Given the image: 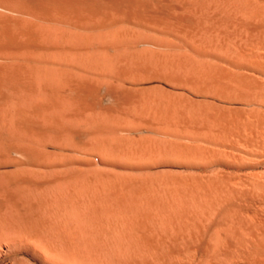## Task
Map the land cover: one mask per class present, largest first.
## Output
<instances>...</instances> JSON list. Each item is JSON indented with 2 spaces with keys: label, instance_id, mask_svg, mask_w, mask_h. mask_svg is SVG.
Returning <instances> with one entry per match:
<instances>
[{
  "label": "bare ground",
  "instance_id": "obj_1",
  "mask_svg": "<svg viewBox=\"0 0 264 264\" xmlns=\"http://www.w3.org/2000/svg\"><path fill=\"white\" fill-rule=\"evenodd\" d=\"M100 1L101 0H0V168H1L0 169V264H137V263L140 264L141 262H143L144 264H154L156 260H160L163 258V254H164L163 251H164V249H167L168 246L170 245V244H168L170 241V238L172 236H174V238H175V236H177L178 234L184 233V230L182 231L183 227L185 226L184 229L186 230V226L189 223H191L188 220H193L192 222H194L195 220H196V222L199 221L197 212H195V211H194V213L191 212V215L193 214L191 216L190 214L186 213V209H185V211H183V208H185L184 204H186V203L184 202V200H179V199H183L182 196H184V194H188V188H186L187 185L183 183L184 185H186V187H183V188L187 189V193H184L183 195L180 194L181 196H178L180 198L177 199L178 197L176 194H178L179 192L181 193L182 191L186 192V191H184V189L182 187L181 188L177 187L178 189L179 188L182 189V191L179 190V192H177L176 187H174V184L179 182V181H177V182L175 181V180H177V178H175V180H172V182H175V183L173 185H170V186H169V184H171L172 182L171 183L169 182L168 185L162 186V185H160L159 182H157L153 178H152L153 183H152V181L148 182L150 180V178L152 177L151 175L153 174V172L151 173V170H150V173L148 171H146V174H145L146 176L145 175L141 176V174H142L141 172L143 171V173H144L145 172L144 170H146V169H144L145 167H143L142 168L143 170L140 169L141 171L139 172L141 174L140 175H139V173L137 174L138 176L135 175L136 172H134L133 169H130V170H133L132 174H130V173L128 174V172H131L130 170L127 171L126 172V174H128L127 176L129 177V175H130V177H129L130 180L128 179V177H127V179H128L127 180L124 178L126 175H124L122 173L125 171L120 172V170L122 168H120V170H116L115 169L116 167H114L112 165V163H114V162L117 163L118 160L121 161L120 159L116 160L115 154L118 157V155H120V153L118 154L116 152H119V151L121 152V150H122V149L118 150V148H121V147H119V144L120 143L125 144V143H123L125 141H122L121 136H118L119 132H117L118 129L121 131V129L122 128L125 129V127L123 126L120 129V127L116 128L115 126L121 125L122 122L119 121L121 119L120 116H122V114H124V113H127L126 111H128L130 114V111L127 109H126V111H124V109L127 107H125L123 109V111H121L122 108H120V109L118 108L120 111L118 109H116V110H118L116 112H119L120 114L122 112H124V113H122L121 115L116 113L112 117H110V116L113 115V113H115V111L114 112L111 111L112 113L110 115H108V112L106 114H102L103 111H105V112L109 111V110H107L108 108L102 109V111H101L102 115L101 114L97 115V113L96 114L91 113V112L94 113L93 108L98 107V104L94 101V99H95L94 98L93 102H91V105H95V104L96 105L92 106V107L90 105H87L86 103H90L91 98H86V100H89V102H85L84 101V95H87V97H90L91 94L89 93V91L91 92L94 90H98L99 84L97 85V82L103 76L102 70L98 69V67H100L102 65L101 63H100L101 65H99V62L97 64L96 69L101 70V71H99V73L97 75L98 77L100 76L99 75L100 72H102V76L99 77L100 79L97 76H94L95 74H97V70L95 72H93L95 74L91 73V69H92V67H94L93 62L96 61L95 59H97L96 56L95 57L90 56L92 58L91 60H93V62H92L93 66L92 67H90V65H91V63L89 62L90 59L88 60V62L90 64L89 65L90 69H87L88 63L86 65L87 67L83 66V64L86 62H81L82 65L77 64L78 65L77 68L80 67V69H77V68L76 69L81 71L79 78L78 77L76 78L74 76V74L77 75V72H74V74H72L70 77V76H66V73L65 74L63 73L65 71L59 69L60 68L59 66L61 63L67 64V65L71 63L69 66H71V65L74 66L76 64L75 62L79 61V59L77 60L78 56L80 57L83 52L88 53V55H91L92 52L89 53V50L91 49V47L96 48L97 50H95V51L97 53L100 52L98 57L103 55L104 53L105 54L103 56H107L108 52L106 51L107 52V55H106L105 50H104V53L102 52L103 49L107 50L109 45H114L115 43L113 44V41L114 40L116 41V39H118V41H116V42H119V38H117V36L115 35V32H113L114 35L110 34L111 32L107 30V26H104V23H105V21L103 19L104 16H102L101 13H103V12L107 13V12L104 11L103 9H102L103 11H100L99 10L100 8L99 9L96 8L97 7L96 5ZM112 1L113 0L108 1V2L112 3V4L110 3L111 5L108 2H105V4L106 5L109 4L111 6V11L113 13L116 10L118 12V9L119 10L121 9L120 8L121 5L118 4L119 2L116 0H114V2H112ZM115 1H116V3H115ZM129 1H130V3H132V6H133L134 5L133 0H129ZM137 2H139V1L137 0ZM115 4H117L118 7H115L114 6ZM183 4H184V6H186L190 10H192V12L193 11L200 12L201 19H205V20L208 19V20H211L212 23L214 22V23L218 24L217 27H221L223 25L234 26V28L233 27L232 28H233V30L234 29L238 30L236 34L239 36L243 37V36L254 35L257 37L258 36L264 37V0H183ZM109 5H107V7L106 6L105 7L110 8ZM112 7H114V8H112ZM127 7L130 8L129 3L125 4L124 9H121L123 11V13H124V10L125 11L127 10ZM156 8H157V6H156ZM107 11H109V9ZM185 12H188V11H185ZM178 13H181V12L178 11ZM178 13H176V14H178ZM125 16H126V14H125ZM196 16H198V15H196ZM113 18H115V17H113ZM178 18H179V16H178ZM48 22L54 23L55 25L49 24ZM56 23H58V25H59L58 27H57ZM148 23H150V22H148ZM219 24L221 26H219ZM60 25H62V27H60ZM63 25H64V27H63ZM157 25H159V24H157ZM181 25L184 26V24H181ZM205 25H207V24H205ZM102 26L105 27L106 29L103 28ZM207 26H209V25H207ZM169 27H170V25H169ZM80 28L86 29V31H87V29L89 31H91V30L94 31V29H97V31L96 30L94 31V32H96V34H94V35H91V33L92 34L94 33L92 31L89 33L90 35H88V34H85V33L83 34L82 32H79V31H82V29L79 30ZM104 29H105V31H104ZM125 29H127V28H125ZM151 29H153V28H151ZM176 30H178V29H176ZM116 31H119V29ZM198 31L199 30H197L196 33H198ZM84 32H85V30H84ZM108 32H110V33H108ZM119 32H122V30ZM138 32L140 33V31H138ZM187 32H190V31L187 30ZM217 33H219V32H217ZM116 34H117V32H116ZM119 35H120V33H119ZM205 35H206V33H205ZM114 36H116V39L115 38L113 39ZM217 36H219V35H217ZM191 37H193V35ZM200 37H202V36L200 35ZM225 39H226V37H225ZM255 40H256V38H255ZM206 41H208V40H206ZM237 41H236V44H237ZM127 42H129V41H127ZM131 42H133V40ZM121 44L123 45V43H121ZM127 44L128 43H126V46H127ZM198 44H200V43H198ZM198 44L197 43L195 44L196 47ZM106 45H107V47L105 48ZM195 45H193V47ZM130 47H132V46L130 45ZM253 47H254V45H253ZM56 48H60L57 50L62 51V53L59 51L58 54H55L57 52ZM198 48H199V46H198ZM230 48H229V50H230ZM93 49L91 51H93ZM249 49H251V47ZM115 50H116V48H115ZM108 51H109V49H108ZM218 51H219V48H218ZM120 52H122V51H120ZM120 52L118 54L122 55V58H120L122 60L126 56H130L129 53L127 54L124 51L122 53H120ZM124 53H125V56H124ZM59 55H60V57H59ZM109 55H110L109 57H111V61H108L109 63L106 62V59H105L106 57H104V59H102L105 61V63H107L106 64L107 66L110 65L113 61L112 60V54H109ZM121 55L119 57H121ZM166 55H167V53H166ZM67 56L72 57L74 59V62L72 59H71L72 62L70 61V63L68 61H64V59H66V60L68 59V58H66ZM132 56H135V55H132ZM58 57L63 62L60 61L58 59ZM62 57L63 58L65 57V58L63 59ZM85 57H86V59L89 58V57H87V54L84 55V58ZM109 57L107 58V60H110ZM180 57H179V60H180ZM113 58H115V56H113ZM128 58L126 57L125 62L122 63V64H124V66H125V64L128 63L127 62L128 60L130 61V59H128ZM137 58H139V57L136 56L135 58L131 59V62H130V64H132L131 70H133V68H135L134 66L138 64L135 61L136 64L133 65L134 62H132V60H136ZM165 59H167V57ZM171 59L173 60V58H171ZM102 60H101V62H102ZM159 61H160V59H159ZM183 61H184V59H183ZM114 62H115L114 63L115 65L111 64L110 65L111 67L108 66V68L110 67V69H113L115 67L114 70L116 69V71H117V69H118L120 71L119 68H121L123 65L119 63L120 66L117 67L116 62L118 63V61L116 60ZM187 62H188V59H187ZM174 63H175V61H174ZM174 63H173V66L175 65ZM127 65H126V68L128 66L131 67V65H128V66ZM63 66H66V65H63ZM69 66L68 67L66 66V68H69ZM112 66H113V68H112ZM66 68H64V69L66 70ZM71 68H72V66H71ZM191 68H192V66L189 67V70H191ZM206 68H207V66H206ZM102 69H104V67ZM121 69H123V67ZM127 69L129 70V68H127ZM60 70L62 71V74H64L65 76L60 74L61 73ZM68 70L69 69L66 70L67 73L69 72ZM82 70H83V72L86 71V73H88L87 70H89L90 75L93 74V76H92L93 80L95 78L99 79L96 82V84H94V86L96 85L98 89H96V87H94L93 88L94 90H92L90 86H89L90 89L88 88L87 84L90 83V80H91V84H92V78L89 79V76H90L89 74H88V76H86V73H85V75H83ZM106 70L107 69H105V71ZM125 70L123 72H125ZM199 70H200V68H199ZM58 71H60V72H58ZM73 71H75V70H73ZM177 71H178V69H177ZM71 73H73V72H71ZM115 73H116V76L118 74H120L119 72H118V74H117V72H115ZM127 73L125 72L122 75H125V74L127 75ZM133 73H134V75H136V73H139V72L137 71V72H133ZM213 73H215V72H213ZM104 75H106V72L104 73ZM107 75L110 76L111 74L108 73ZM122 75H118V76H122ZM116 76H114V73H112L113 78H117ZM72 77H73V79H76L78 81L76 82V81L72 80ZM108 77L104 76V78H106V79ZM112 77H111V79L108 78V80H110L111 82L113 81ZM123 78H125V77H123ZM87 79L89 80V83L86 82ZM73 81L76 83L74 84ZM71 82L73 83V85H72L73 87L70 85ZM93 82H95V81H93ZM111 82H108V83L107 82H101V84L104 83V85H105V83H107V87H109L110 86L109 83H111ZM66 84L68 85V87L70 86L73 88L72 89L70 87L69 88L67 87L69 89V91H70V89L76 90L78 97L75 94L74 95L77 98L73 97L74 95L71 96L72 94H70V96H69L68 95L69 92L66 94L65 92H67V91H65L64 94L62 93L60 88L62 85H64V86H62L64 89V87H66ZM120 84L121 83H119V86L121 87ZM91 86L93 87V84ZM115 86H117V84ZM123 88H124V85H123ZM111 89L113 90L114 87H112ZM112 90H109V91H112ZM121 90H123V89H121ZM121 90L119 91V94L122 93ZM87 91H88V93L86 94ZM125 92H124V94L129 93V96H127L128 94L126 95L127 97L124 95L128 99L125 98V100H123V101L125 102L127 100L125 103H128L129 99L131 97L132 98L135 97V94H133V93L131 94L130 93L131 91L129 89L127 90L126 93ZM70 93H72V91ZM74 93H75V91H74ZM96 93L98 94L97 91H95L94 94L96 95ZM88 94H90V95H88ZM95 95H94V97H95ZM122 96H121V98H122ZM124 96H123V98H124ZM136 98H138V97H136ZM136 98H133V99H135V102H139V99L136 100ZM133 99L129 103H134ZM148 99L143 98V101L146 100L145 101V103H146L148 101ZM155 99H153V100L155 101ZM151 100L149 102H151ZM140 101H141V104H140L141 110L137 111V109H139L138 108L139 103H138V106H137V104L134 106L135 108L137 106L136 110L133 107L134 112H132L131 115H133V114L137 115V112H139V115H140L142 113V111L144 110L143 107L145 108L146 107L145 105H147V104H148L147 105L148 108L151 106L150 107V110L152 109L151 113L154 112L153 111L154 105L156 106L155 109L161 108V105H162V104L160 105L161 101L160 102L157 101V102H159L158 103L159 105L157 104V102H155V104H152V103H154V102H152V103H150L151 104L150 106H149V102L147 104H144L142 99ZM94 102H95V104H94ZM142 102H143V104H142ZM170 104H169V106H171ZM133 105L134 104H132V106ZM164 105L165 106H163V107L164 108L166 107V110H167L169 106L166 104H164ZM87 106H88V108H87ZM130 106H131V104H130ZM130 106L128 105V109ZM90 107L92 108L93 111L90 110L91 109ZM101 107H102V105H101ZM163 107L161 109H163ZM171 107H169V111H171V109H173ZM148 108H146V112L148 111L147 110ZM86 109H89L90 113L92 115H90V116L84 115L83 112ZM161 109H159V110H161ZM150 110H149V112H150ZM156 110H158V109H156ZM156 110H155V112H156ZM177 110H178L177 108H174L175 112L172 111V115L174 114V116H172V117L170 116L171 118H173V117L175 118V115L178 116L177 119H175V121H173V122H175L174 124H176V120H181L180 119V117L182 116L181 114L184 112V111L183 112L181 111V114H178V112H180L181 109L178 110V112H177ZM131 111H133V110H131ZM135 111H136V113H135ZM163 111H161L162 114L160 112V118H159V115L158 116L156 115L158 112L155 113V117L158 118V120L160 119L162 122L164 120L161 119V118H163V117H161V115L164 116V118H165L167 115L169 116V114H170V112L167 113V111H164V112ZM97 112L100 113V109H98ZM90 113L87 112V115H89ZM82 114L84 115V117L86 116L85 120L87 121V122L84 121L86 123L83 124V127H84V125L86 126L87 123L89 126H87L85 128H83V127H80V128L81 129L83 128V130L84 129L87 130L86 128H88V127L91 128L90 130H88V133L91 132L93 134V136L91 137L92 139L94 137H95L94 140L97 139L98 144H96V146L94 145L95 143H97L96 140L93 141V140H91V138H89L91 135L87 136L88 137L87 140L91 141L89 143V142H87L86 139L83 140L84 138L81 139V137L79 136L80 135L79 132H81L82 133L81 136L84 137L83 136L84 133L82 132L83 130H81L79 128L80 131H77L76 129H74L71 126V124L74 121L77 123V125H79L78 122H80L81 119H83V117H81ZM117 114H118V117L120 119L118 117L116 118ZM129 114L128 113L125 114L126 117H127V115L129 117ZM163 114H166V115H163ZM93 115H95V117L102 116L101 118L99 117L101 119L100 122L98 119L96 122V119ZM153 115H154V113H153ZM103 116H104V118H103ZM93 117H94V119H93ZM106 117L108 119L105 120ZM170 117H169V119H170ZM90 118H92L91 120L93 121V123L90 121ZM115 118L117 120H115ZM133 118H129V119L131 121H133V123H134L136 120H133ZM109 119L112 121V123H114V122L116 123L118 121V123L116 125L113 124V126L115 128L113 127L112 133H111L112 135L109 136V138H111L113 136L112 138L116 139V137L118 136L117 139L120 138V140H121V141L119 140L120 141L119 144L114 139L116 144L113 145L114 140L112 139L110 142V145H109V143L107 142L109 140H106V139H108L107 138L108 135L106 137V133H108L107 131L111 130V128H112V127L109 128V126L112 125L111 122L109 123V121H110ZM169 119L166 118V120L170 121ZM103 120H105V121H103ZM107 120H109V121H107ZM122 120L125 121L124 117ZM140 120H138V121H140ZM153 120H154V118H153ZM106 121L108 123H105ZM138 121H137V123H139ZM161 121H160V123H161ZM168 121H166V125H168V127L166 126V128H169V125L172 124V123L171 124L167 123ZM102 122H104V123L102 124ZM125 122H127V121H125ZM155 122H156V120H155ZM222 122H223V120H222ZM257 122H258V120H257ZM147 123H149V122H147ZM163 123H165V122H163ZM181 123H179V121H178L177 126H178V124H181ZM107 124H109V126ZM122 125H123V123H122ZM129 125L131 126L132 124H129ZM107 126L109 129L106 128ZM130 126L127 127V129H129ZM77 127L78 126H76V128ZM153 127L155 128V126H153ZM159 127L160 126L157 127L158 130L163 129V128L159 129ZM180 127H181V125H180ZM193 128H195V127H193ZM247 128H248V126H247ZM137 129H138V127H137ZM177 129H179V128H177ZM74 130L79 135L74 133L75 132ZM114 130H116V132ZM125 131H127V130H125ZM165 131H167V129H165ZM189 131H191V130H189ZM85 132H86L85 134L87 135V131H85ZM109 132H111V131H109ZM113 132L118 133V134L114 135ZM127 132H129V131H127ZM163 132H162V134H163ZM73 134H76L77 138L80 137V138H78L77 142H75V143L81 142V140H82V141H86V144L88 146V144H91L93 141V143L91 144L92 146H89L88 148H86V146L83 145V146H85V148H83V146H81V149H80L79 144L76 145L75 143H73L74 141H76V138H74L75 135H73ZM104 134H105V136H104ZM67 135H68V138H69V135L72 136V138L74 140L73 139L71 140V138H69L71 140L70 142H69V140H65V138H67ZM86 135H85V137H86ZM103 136L106 139L103 138ZM148 137H149V135L146 138H148ZM122 138H123V136H122ZM124 138H125V136H124ZM134 138H135V136H134ZM134 138H132V140H134ZM142 138L143 137L141 136V139ZM146 138H145V140H148L151 137H149L148 139H146ZM156 138H158V136ZM62 139H63V141L65 140L66 143L69 142L68 145L67 144L65 145L64 143H63L64 144L63 145L61 143ZM60 140H61V142H60ZM132 140H131V142H133ZM149 140H151V139H149ZM59 143H61V146L63 145L64 148H70L71 149V148L75 147L74 150L76 149L79 152H80V150L83 152L84 149L85 150L87 149V151H88L87 153H96V154H94L95 157L90 158L91 156L89 157L88 155H87V157H86V155L85 156L81 155V154L79 155L78 152H77L78 154L76 155V153H74L75 152L74 151L73 153L71 152L74 156L73 155L71 156V153L69 154V152H67L72 157V159H70L71 157H67L68 155L66 154V151L62 152V151L50 149V146H53L54 148H58ZM70 143H73V145H71ZM111 143H112L113 147L116 146L115 147L116 149L111 146ZM127 143H129V142H127ZM138 143H140V142H138ZM81 144H82V142H81ZM83 144H84V142H83ZM149 144L151 146V143H148L146 145L149 147ZM157 144L160 145L159 142ZM131 145H133V143H131ZM67 146H70V147H67ZM76 146L78 148H76ZM93 146L95 148H98L97 151L95 150V148ZM160 146H158V147H160ZM108 147L113 148V150L109 148L110 152L112 150V152H115V153L111 152L112 153L111 154L109 152V149H107ZM129 147L130 146L128 145L127 149L130 153ZM142 147H144V146L142 145ZM92 148H94V150ZM104 150H105V153H107L106 151H108L109 154H107V155H109V156L114 155L112 157V159L115 158L114 161L112 159H110L111 157L108 158V156L105 153L103 155L102 152H104ZM123 150H124V148H123ZM138 150H140V149H138ZM138 150L135 149L136 152H138ZM155 150H157V149L154 148L153 151H155ZM94 151H96V152H94ZM99 151L102 155L99 154ZM135 151H133V152H135ZM141 151H143V150H141ZM150 151H151V149H150ZM136 152H135V154H136ZM145 152H143V153L140 152L138 154V157H140V160H144V156L146 155ZM148 152H149V150H148ZM165 152H166V150H165ZM85 153H86V151H85ZM123 153L124 154H121V158H122V155H125V152H123ZM141 153L143 154V157H141L142 156ZM127 154H128V152H127ZM105 155L107 157H104ZM153 155H154V153H152V157H153ZM156 155H158V154L156 153ZM126 156H128V158H126ZM126 156H124L125 159H124V161L120 162V164H122L123 162H126V159L128 162L130 160V162H129L130 164L125 163V164H128L127 166L129 168H131L132 165H134V164L135 165L133 167L136 166L138 168L140 166V164L142 166L143 165L142 163L144 161L146 162L147 158L150 159V157H151L149 155L150 157L148 156L147 158H145V160L143 162H141L139 164V162H137L138 157L135 156L134 153H131V157L134 156V158L132 157L134 160L136 158L135 162H134V160H132L129 157L130 154L126 155ZM159 156H160V154H159ZM118 158H120V157H118ZM151 159H150V161H151ZM136 162H137V165H136ZM147 162H149V161H147ZM150 163H151L150 166L152 164H154L152 162H150ZM117 164H119V163H117ZM144 165H145V163H144ZM147 165H149V163H147ZM122 166H124V165H122ZM122 166H120V167H122ZM117 168H118V166H117ZM115 170L118 171L117 172L118 174H115L116 176L113 175L114 176L113 177L111 173L113 172V174H114ZM124 170H128V169H124ZM147 170H149V169H147ZM109 172H111L110 173L111 176H110ZM119 172L123 175H120ZM133 172H134V175L136 176L135 180L133 179V177L131 179ZM147 173H149L150 176L147 175ZM107 174H109V175H107ZM118 175H119V178H118ZM168 175H166V176H168ZM171 175H172V173L169 176H171ZM121 176H123V178ZM142 177H144L143 181L140 179L141 182H139V180H138V182H136L137 179L142 178ZM145 177H146V179H145ZM147 177L149 179H147ZM154 177H156V176H154ZM172 177H171V179H172ZM178 178H179V176H178ZM163 179L165 180V178H163ZM131 180H133V181H131ZM164 180H161L160 182L166 184L165 182H162ZM209 180H210V178H209ZM155 181L158 183L159 186L156 185L157 183ZM169 181H170V179H169ZM184 181H186V180L184 179ZM166 182H168V178H167ZM189 182H188V184H189ZM197 183L198 182H196L194 184H197ZM164 186L167 189L168 188L171 189V186H172V188L176 189V191L174 189H172L175 191V197H172L171 198L172 200L168 197L169 196L168 193L170 192V195H174V192L172 193L171 192L172 190H169V189H168V191H166ZM213 186H214V184H213ZM239 186H241V185H239ZM197 187H198V185H197ZM221 188H223V187H221ZM239 188L241 189V187H239ZM213 189H216L215 186L213 187ZM245 190H247V189L245 188ZM201 191L202 190L197 191V192H200V194H201ZM205 192H206V190H205ZM219 192H221V191H219ZM212 194H211V196H212ZM219 195H220V193H219ZM204 196H206V195H204ZM187 197H188V195H187ZM215 198H217V196ZM192 200H193V198H192ZM211 200H213V199H211ZM196 202H197V200H196ZM208 203H211V202H208ZM194 204H195V202H194ZM199 204H195V206L197 207V205H199ZM203 205L205 206V204H203ZM206 205H208V204L206 203ZM209 205L207 206V208L209 207ZM207 208L205 209V211L207 210ZM193 209H194V207H193ZM196 210H198V209H196ZM184 219H186V225H184L185 224ZM212 221H210V223H212ZM234 221H236V220H234ZM251 221L248 222V226H249V224H251L250 223ZM187 222H189V223L187 224ZM255 222H257V221H254L253 223H255ZM193 224H195V222ZM233 225H235V223ZM233 225L231 224V226H233ZM181 227H182V229H181ZM196 227H197V225H196ZM225 228H227V227L221 228V230L225 229ZM244 228L245 227L243 226L242 229H244ZM242 229H240V231ZM189 230H190L189 232L192 233L191 229H189ZM192 230H193V228H192ZM201 230H202V228H201ZM253 230H251V232ZM199 231H200V229H199ZM204 231H205V228H204ZM218 231H219V228H218ZM189 232H188V234H189ZM228 232H229V230H228ZM234 232L235 231H233V233ZM251 232H249V234H251ZM261 232H262V230H261ZM191 233H190V235H192ZM200 233H201V231H200ZM172 234H174V235H172ZM202 234H203V231H202ZM218 235L220 236V234H218ZM196 236H199V235H196ZM258 237H259V235H258ZM188 238L190 239V237H188ZM220 238H221V236H220ZM228 239H229V237H228ZM261 239H264V237L263 238L261 237ZM198 240H199V238H198ZM203 240H204V238H203ZM254 240H255V238H254ZM216 241L217 240H214V243ZM229 241H230V239H229ZM229 241H228V244H229ZM237 241H238V239H237ZM246 241H248V240H246ZM171 242H172V240H171ZM185 242L186 241L184 240V243ZM219 242H221V239ZM195 243L198 244V242H195ZM235 243H237V242H235ZM216 244H215V246H220V245H216ZM250 244H251V242H250ZM255 244H257V243H255ZM255 244H253V245H255ZM186 245H187V243H186ZM190 245H191V243H190ZM224 245H223V247H224ZM243 245H245V244L243 243ZM261 246H263V245H260V247ZM198 247L200 248V246H198ZM227 247H228V245H227ZM249 247H250V245H249ZM260 247H259V251L257 249L258 253H261ZM185 248H186V246H185ZM185 248H184V251H185ZM216 248H218V247H216ZM243 249H245V247ZM218 250H220V249H218ZM218 250L213 249V253H214V251L216 252ZM166 251L167 250H165V253H166ZM235 251H237V250H235ZM244 251L246 252L247 250H244ZM224 252H222V253H224ZM249 252H250V249H249ZM240 253H241V251H240ZM202 254L200 256H202ZM187 255H189V254H187ZM220 255H223V254H220ZM234 255H235V253H234ZM253 257H254V255H253ZM175 258H176V256H175ZM193 258H195V257H193ZM261 258L264 259V257H261ZM210 259H212V257ZM215 259H217V258H215ZM164 260H166L165 257H164ZM176 260H177V258H176ZM178 260H180V259H178ZM239 260H241L240 257H239ZM182 261H183V259H182ZM185 261H186V259L184 260V262ZM207 261H208V259H207ZM218 261H220V260H218ZM157 263H158V261H157ZM160 263H162V262L160 261ZM164 263H165V261H164ZM169 263H170V261H169ZM188 263H189V260H188ZM204 263H206V262L204 261ZM221 263H223V259H222ZM208 264H210V263H208ZM217 264H219V263L217 262ZM228 264H230V263H228Z\"/></svg>",
  "mask_w": 264,
  "mask_h": 264
},
{
  "label": "rangeland",
  "instance_id": "obj_2",
  "mask_svg": "<svg viewBox=\"0 0 264 264\" xmlns=\"http://www.w3.org/2000/svg\"><path fill=\"white\" fill-rule=\"evenodd\" d=\"M101 1L96 5L97 6L96 8H98V9L100 8L99 9L100 11L104 10L107 12V13L103 12L104 14L101 13V15L104 16V18L101 16L105 21L104 26H107V30L111 32V33L110 32H108V33L114 35L113 32H115V35L117 36V38H119V42H116V41H118V39H116V36H114L113 39L115 38L116 41L114 40L115 42L113 41V44L114 43L115 44L109 45L107 50L103 49V51H102L103 53H104V50H105V52L107 51L108 52V55L106 52L107 56H103L105 54L104 53L103 55L98 57L100 52L97 53L95 51L97 49L94 47H93L94 48L93 49L91 47V49L89 50V53L92 52L93 54L91 53V55H88V53L83 52L81 54V56L80 57L78 56V58H77V60L79 59V61H76L75 62L76 64L74 66L71 65L72 68L69 65L71 64L70 63L71 59L73 60V62H74V59L70 56L66 57V58H68L67 60L64 59L65 57L64 58L62 57L64 59V61H68L70 64L67 65V64L61 63L60 66L59 65L58 66L60 67L59 69L65 71L63 73L64 74L66 73V76L71 77V75L74 74V72H77V75L74 74V76L76 78L77 77L79 78L81 71L77 70V69H80V67L77 68L78 67L77 64L82 65L81 62H86L83 64V66H86L88 63L87 69H90L89 68V65H90L89 62L91 63L90 67L93 66L92 65L93 60H91L92 58L90 56H93V57L96 56L97 59L94 58L96 61L93 62L94 67H92L91 73H93L97 70L96 68H97V64L99 62V65H101V64L102 65L100 67H98V69H101L103 72V76H102V72H100V74H99L100 75L99 77L102 76L101 79L97 76L99 71H101V70H97V74L93 73V74H95L94 76H97L100 80L98 78H95L96 80L95 79L93 80V77H92L93 74L90 75L89 70H87L88 73H86V71L83 72V70H82L83 75H85V73H86V76H88V74L90 75L89 79L92 78L93 87L91 86L92 85L91 80H90V83H89L88 79L86 81L87 83H89V84H87L88 88H89V86L91 87L92 90H94L93 89L94 87H96V89L99 88L98 90L91 91L93 94L88 90L89 93L91 94V95L88 94V95H90V97H87V95H84V101L85 102H89V100H86V98H91L90 103H86L87 105H90L92 107V106L96 105L95 102L98 104V107L93 108L94 113L93 112H91V113L92 114L97 113V115H98V114H101L102 109L108 108L107 110H109V111H106V112L103 111L102 114H106L108 112V115H110L112 112L115 111V113H113V115L110 116V117H112L116 113L120 114L119 112H116L120 108H122L121 111H123V109L125 107H127L124 109V111H126V109L130 111V114L128 111H126L129 114V117L127 115L128 118L125 115L127 113H124V112H122L124 114L121 113L122 116L124 117L125 121H127V122L122 120L123 119L122 116H120V118H121L120 119L118 117V114H117V116L115 115L116 118L118 117L120 119V120L119 119L118 120L123 123V125L121 123V125H118L115 127L116 128L120 127V129H121L124 126L125 129L122 128L121 131L118 129L117 132H119V134L114 133V132H113V134L114 135L118 134V136H121V139H122V141H125V142H123L125 144H122V143H120L121 145L119 144V142L121 140H120V138L117 139L118 136L116 137V139L112 138L113 136L111 138H109V136L112 135L111 133H112V129L114 127L113 124L116 125L118 123V121L116 123L114 122L115 120H117L116 118L113 121L114 123H112V121L110 119H109L110 121L107 120V121H109V123L110 122L112 123V125L110 124L111 126H109V124H107L109 126V128H111V127L112 128H111V130H109L111 132L107 131L109 134L106 133V137L108 135V137H107L108 139H106L104 137L105 134H104L103 138H105L106 140H109V141H107L109 143V145H110V142L112 139L113 140L115 139L118 142L119 147H121V148H118V147L117 148H118V150H121V149L122 150H121V152L120 151L116 152L118 154L120 153V155H118V157H120V158H118L116 156V154H115V158H116V160L117 159L121 160V161H119V160L117 161V163H119V164H120V162L124 161V159H125L124 156L130 154L129 157L132 160H134L133 159L134 156H132L133 157L132 158L131 153H134V155L138 157V154L140 152L143 153L147 149L149 150V152H148V150L146 151L147 153L145 152L146 155L144 154L145 155L144 160L149 155L151 156V157L149 156L150 159L151 158L152 159L150 161V159L147 158L146 162L149 161V162H147V163H149V165H147V163L144 160H140V157H138L137 162H139V164L144 161L142 163L143 165L141 166V164H140V166L138 168L136 166L133 167L135 164L132 165V167L129 165L131 167V168H129L127 165L130 164L129 163L130 160L128 162L127 159H126V162H123L120 165L117 164L116 162L112 163V165L114 167H116L115 168L116 170H120V168H122L123 170L121 169L120 172L125 171V172H122L124 175H126L124 177L125 179H127V177H128L127 175L129 173L132 174L133 170H134V172H136L135 175L138 176L137 174L141 171L140 169L145 167L144 168V169H146V170H144L145 172L143 173V171H142L141 172L142 174L139 173V175L141 174V176L142 175L144 176L146 174V171H148L150 173V170H151V173L153 172V174L151 175L152 176L151 178L149 177L150 174L147 173V175H149L148 177L150 178V180L148 182L152 181V178H153L154 180L159 182L160 185L163 186V185H168L169 182L171 183L172 180H175V178H177V180H175V181L176 182L179 181L178 183L174 184L175 182H172L171 184H169V186L174 184V187H176L177 192H179V190L182 191V189H180V188L186 187V185H187L186 188H188V194H184V193H187V189L183 188L184 191H186V192L182 191L181 193L180 192L178 193L179 195L178 194H176V195L178 197V196H181L180 194H182V195L184 194L185 197L182 196L183 199H179L180 197H178V198L176 197V198L179 200H184V202L186 203V204H184L185 208H183V211H185V209H186V213H188L190 215H191V212L194 213V211L198 213L197 215H198L199 221H197L198 223L196 222V220L194 221L195 224L197 223L196 224L197 227L195 224H193L194 223V222H192L193 220H188L191 223L187 222V224L189 223L188 224L189 226L188 225L186 226V230L184 229L185 226L183 227V229L181 227L182 231L184 230V233L178 234L177 235L178 237L175 236V238H174V236H172L170 238V241L168 243L170 245L168 246L167 249H164V251H163L165 255L163 254V258L160 260H156L154 264H162V263L163 264H170V263L171 264H181V263L182 264H199V263L203 264L204 261L206 263L208 262L210 264H217V262L219 264H228V263H230V264H233V263L234 264H238V263L239 264H264V259L261 258V257H264V251H263L264 250L263 249L264 248V239H261V237L262 238L264 237V134H263L264 133V121H263L264 120V37H261V36L257 37L254 35L243 36V37L239 36L236 34L238 30L237 29L233 30L234 26H231V25L230 26H226V25L221 26L219 24V26H221V27H217L218 24H216L214 22L212 23L211 20L201 19L200 12H197V11L192 12V10H190L189 8L184 6L183 0H181V1L179 0L180 2L178 0H138L139 2H137V0H135V1L133 0V3H134L133 6L129 0H116L119 2L118 4L121 5V7H120L121 9H124L125 4H128V3H129L130 8L127 7V10L126 11L124 10V13L121 9H120L121 11L118 9V12H117V10L116 11L114 10L116 12V13L114 12L115 14L111 11L110 5L112 3L108 2L109 0L108 1L107 0H101ZM116 1H115V3H116ZM105 2H108L109 4L111 3L110 5L107 4L110 6V8L109 7L106 8L107 5L105 4ZM112 2H114V0ZM155 5L157 6V8ZM114 6L118 7L117 4H115ZM112 8H114V7H112ZM106 9L107 10L109 9V11H107ZM184 10L188 11V12H185ZM178 11H180L181 13H178ZM176 13H178V14H176ZM125 14H126V16H125ZM196 15H198V16H196ZM178 16H179V18H178ZM113 17H115V18H113ZM148 22H150V23H148ZM48 23L54 24V23H50V22H48ZM56 24L58 27L59 26L58 23H56ZM157 24H159V25H157ZM181 24H184V26ZM205 24H207L209 26H207ZM169 25H170V27H169ZM60 27H62V25H60ZM63 27H64V25H63ZM103 28H105V27H103ZM125 28H127V29H125ZM151 28H153V29H151ZM81 29L82 28H80L79 30H81ZM105 29H104V31H105ZM118 29H119V31L122 30V32L116 31ZM176 29H178V30H176ZM196 29L199 30L198 33H196L197 32ZM84 30H85V32H84ZM95 30L97 31V29H94V31ZM187 30L190 32H187ZM88 31H89L88 29H87V31H86V29H82V31H79V32H82L83 34L85 33L88 35H90L89 33L91 31L94 32L93 30H91L89 32ZM138 31H140V33ZM116 32H117V34H116ZM217 32H219V33H217ZM119 33L121 36L119 35ZM205 33H206V35H205ZM94 34H96V32H94L93 34L91 33V35H94ZM192 35H193V37H191ZM200 35L202 37H200ZM217 35H219V36H217ZM225 37H226V39H225ZM255 38H256V40H255ZM194 39L195 40L197 39V40L195 41ZM132 40H133V42H131ZM206 40H208V41H206ZM127 41H129V42H127ZM236 41H237V44H236ZM193 42L195 44L196 43L197 44L200 43V44H198L196 47V45ZM121 43H123V45ZM126 43H128L127 46H126ZM130 45L132 47H130ZM193 45H195V46L193 47ZM253 45H254V47H253ZM198 46H199V48H198ZM106 47H107V45L105 46V48ZM250 47H251V49H249ZM115 48H116V50H115ZM218 48H219V51H218ZM229 48H230V50H229ZM57 49H60V48H56L57 52L55 54H58V52L60 51ZM92 49L94 52L91 51ZM108 49H109V51H108ZM120 51H122V52L124 51L127 54L128 53L130 54V56H126L127 58L129 57L128 59H130V61L128 59H127L128 61L127 60L126 61L128 62L127 63L128 65H131V67L128 66L127 64H125V66H124V64H122L125 62L126 57L123 60L120 59V58H122V55L120 54L121 57H119L120 55L118 54ZM60 52L62 53V51H60ZM122 52H120V53H122ZM166 53H167V55H166ZM86 54H87V57H89L87 59H86V57L84 58V55H86ZM109 54H112V60H113L112 63L111 62L110 63L113 65L115 63L114 61L117 60L118 61V63L116 62L117 67L120 66V64H122L123 66L122 65L121 66L123 67V69L124 70L126 69L125 72L127 73L129 71L127 73V75L126 74L122 75L123 73H125V72H123L124 70L121 69L122 67L119 68L120 71L118 69H117V71H116V69L114 70L115 67L113 68V66H112L113 69H110L111 64L108 65V66H110L108 68V66L106 65L107 63H105V61L102 59H104V57H106L105 58L106 62L111 61V57H109L110 56ZM131 54L135 55V56H132ZM60 55H59V57H60ZM113 56H115V58H113ZM124 56H125V53H124ZM136 56H138L139 58L141 57V58L140 59L137 58L136 60H132V62H134L133 65L136 64L135 61L138 64L134 66L135 68H133V70H131L132 69V64H130L131 59L135 58ZM59 57H58V59H59ZM108 57L110 58V60H107ZM166 57H167V59H165ZM170 57L173 58V60ZM179 57H180V60H179ZM89 59H90V61L88 62ZM159 59H160V61H159ZM183 59H184V61H183ZM187 59H188V62H187ZM101 60H102V62H101ZM60 61H62V60H60ZM174 61H175V63H174ZM173 63L175 64L174 66H173ZM63 65H66L67 67L69 66V68H66V66H63ZM126 65L128 66L127 68H129V70L126 68ZM191 66H192V68H191V70H189V67H191ZM206 66H207V68H206ZM63 67L66 68V70L69 69L68 70L69 72L67 73V71ZM103 67H104V69H102ZM199 68H200V70H199ZM105 69H107V70L105 71ZM177 69H178V71H177ZM73 70H75V71H73ZM60 71H58V72H60ZM70 71L73 73H71ZM137 71L139 73H136V75H134L133 72H137ZM105 72H106V75H104ZM115 72H117V74L119 72L120 74H118V75H122V76H118V75L116 76ZM213 72H215V73H213ZM108 73H110L111 75L110 76L107 75ZM112 73H114V76H116L117 78H113ZM60 74H62V71ZM64 74H62V75H64ZM104 76H106V77L109 76L108 78H110V79L112 77L113 81L111 82L110 80H108V78L107 79L104 78ZM73 77H72V80L77 82L78 80L73 79ZM123 77H125V78H123ZM74 81H73V83L75 84L76 82H74ZM93 81H95V82H93ZM96 82H97V85L98 84L100 85V86L98 85V88L96 85L94 86V84H96ZM101 82H107V83L111 82V83H109L110 88L107 87V83H105V85H104V83L101 84ZM73 83L71 82L70 85L72 86ZM119 83H121L120 84L121 87L119 86ZM114 84L115 85L117 84V86L119 88L117 86H115ZM64 85H62V86H64ZM123 85H124V88L126 90L123 88ZM62 86H61L62 89L60 88V90L62 91L63 94L65 91H67L65 93L67 94L69 92L68 93L69 96H70V94H72L71 96H73L75 94L78 97L76 90H72L73 86L72 87L69 86L70 88H72V89H70V91L68 89L69 87L67 84H66V87H64L65 90L63 89ZM111 86L114 87L113 90L115 92L111 89L112 88ZM108 89L112 90V91H109ZM119 89L120 90L123 89V90H121L122 93H120V94H119V91H120ZM128 89L131 91L130 92L131 94L132 93L135 94V97H133V98L138 97V98H136V100L139 99V102H135V99H133L131 96H130L131 98L129 99V102H131L133 99L134 103H129V102L125 103L127 100L125 102L123 101V100H125V98L127 96H129V93H127L128 95L124 94V92L125 91L127 92ZM71 91H72V93H70ZM74 91H75V93H74ZM88 91L86 92V94L88 93ZM95 91H97L98 94L96 93V95H95L94 94ZM75 95L73 97H75ZM94 95H95V97H94ZM122 95L123 96L127 95V96L126 97L124 96V98H123ZM121 96H122V98H121ZM77 97H75V98H77ZM143 98H145V99L149 98L150 100L151 99L153 100L155 98L156 99H155V101L151 100V102H149L150 100L148 99V101L145 103L146 100L143 101ZM93 99L95 101L94 102L95 105H91V102H93ZM126 99H128V98H126ZM141 99L144 102V104H147L149 102V106L151 105L150 103H152V102H154L152 104H155V102L161 101L160 102V105L162 104L161 108L163 106H165L164 104L169 106V104L171 103L170 105L172 107L171 106H169V107H171L173 109H171V111H169V107L167 106L168 107L167 110H166V107L165 108L163 107V109L156 108V109H158V110H156L155 109L156 106L154 105V107H153L154 112L152 111L154 113V115H153V113H151L152 109L150 110L151 106L148 108V106H147L148 104H147V105H145L146 106L145 108L142 106L143 109L145 110V111L143 110L141 113L142 115L144 114L143 116L141 114L139 115V112H137V115L136 114H133L134 116L131 115V113L134 112L133 107L136 104L138 106V103H139V106H138L139 109H137V111L141 110V108H140V106H141L140 100ZM143 102H142V104H143ZM159 102H157V104ZM100 104L102 105V107ZM130 104H131V106H130ZM132 104H134V105L132 106ZM128 105L131 108L129 107V109H128ZM137 106H136V108H137ZM87 108H88V106H87ZM136 108H135V110H136ZM146 108H148L147 112H146ZM174 108H177L178 110L181 109L180 112H178V110H177L178 114H181V111L182 112L184 111L181 114L182 115L180 117L181 120H176V124H174L175 122H173V121H175V119H177L178 116L175 115V118L174 117L171 118L172 116H174V114L172 115V111H174ZM98 109H100V113L97 112ZM116 109H118V110H116ZM159 109H161V110H159ZM90 110L93 111L92 108ZM90 110L89 109L84 110L83 114L86 116L92 115L90 113ZM131 110H133V111H131ZM149 110H150V112H149ZM155 110H156V112H158L156 115L157 116L159 115V118H160V112L161 111L164 110V111H167V113L170 112L169 116L167 115L165 118H164V116L161 115V117H163L161 119H163L164 120L163 122H165V123H163L159 119L162 123L161 124L160 121L158 120V118L155 117V113H156ZM87 112H89L90 114L87 115ZM135 113H136V111H135ZM83 114L81 115V117H83V119H81V121L78 122L79 125H77V123L74 120L73 121L75 123L73 122L74 124L73 123L71 124V126L74 129H76L77 131H80V129H81L80 127H83V124H85L87 122L85 120L86 116L84 117ZM161 114H162V112H161ZM163 115H166V114H163ZM93 116L95 117V115H93ZM104 116H103V118H104ZM94 117H93V119H94ZM99 117L101 118L102 116H99ZM99 117H95L96 122H97V119L100 122L101 119ZM107 117L105 118V120L108 119ZM169 117H170V119H169ZM129 118H133V120H136V121L133 123V121H131ZM153 118H154V120H153ZM166 118H168L170 121L166 120ZM91 119L92 118H90V121L93 123V121ZM221 119L223 120V122ZM105 120H103V121H105ZM138 120H140V121H138ZM155 120H156V122H155ZM257 120L259 123L257 122ZM84 121H86V122H84ZM107 121L105 123H108ZM137 121L139 123H137ZM166 121H168L167 123H169V124L172 123L173 125L171 124V125H169V128H166V126L168 127V125H166ZM178 121H179V123H181L182 121L183 122L181 124H178V126H177ZM147 122H149V123H147ZM103 123L104 122H102V124ZM129 124H132V125L130 126ZM180 125H181V127H180ZM76 126H78V127L76 128ZM87 126H89L88 123L86 126L84 125L83 128H85ZM108 126L106 128H108ZM129 126H130V128L127 129V127H129ZM153 126H155V128ZM156 126L157 127L160 126L159 129L163 128V129H161L162 131L158 130ZM247 126H248V128H247ZM137 127H138V129H137ZM193 127H195V128H193ZM83 128L81 130H83ZM177 128H179V129H177ZM86 129L87 130L84 129L82 131L84 134L86 133L85 131H87V135L85 134L86 137L84 134H83L84 137H82L81 132H79V134H80L79 135L74 130L75 131L74 133L78 134L81 137V139L84 138L83 140H85V139L87 140L88 139L87 136L91 135L89 137V138H91L93 136V134L91 132H89L90 134L88 133V130H90L91 128L88 127ZM165 129H167V131H165ZM116 130H114V131L116 132ZM125 130H127L129 132H127ZM189 130H191V131H189ZM162 132H163V134H162ZM76 134H73V135H75V137L74 136L73 137L76 138V141H74L73 143L77 142L78 138H80V137L77 138ZM148 135H149V137H151V138L148 137L151 140L146 138ZM122 136H123V138H122ZM124 136H125V138H124ZM134 136H135V138H134ZM141 136L143 137L142 139H141ZM157 136H158V138H156ZM69 138H71V140L73 139L72 136H70V135H69ZM69 138L67 135V138H65V140H69V142H70L71 140ZM94 138L93 139L91 138V140H93V141L96 140L97 143L94 142L95 143L94 145L96 146V144H98V141H97V139L94 140ZM132 138H134V140H132ZM145 138L148 140H145ZM65 140L63 141V139H62V142H61V140H60V142L62 144L64 143L65 145L66 144L68 145L69 142L66 143ZM115 140L113 141V143H114L113 145L116 144ZM131 140L133 142H131ZM93 141H92V143H93ZM81 142H82V144H81ZM81 142L75 143L76 145L79 144L80 149H81V146H83V145H85L86 148H88L89 146H92L91 145L92 143L88 144V146H87L86 141L81 140ZM83 142H84V144H83ZM87 142L90 143L91 141L87 140ZM127 142H129V143H127ZM138 142H140L141 144ZM158 142L161 146L157 144ZM61 143H59L58 148H54L53 146H50V149L62 151V152L66 151V154L68 155L67 157H71L73 155L72 153L74 151H75L74 153H76V155L79 153V155L80 154L84 155V156L86 155V157H87V155L89 157L91 156L90 158L95 157L94 154H96V153H87L88 152L87 149L86 150L84 149L83 152L80 150V152H79L76 149L74 150L75 147H73L71 149L70 148H64V146H63L64 144L61 146ZM73 143H70V144L73 145ZM131 143H133V145H131ZM148 143H151V146L149 144V147H148L146 145ZM113 145L111 143L112 147H113ZM128 145L130 146L129 147L130 153L127 149ZM142 145L144 147H142ZM70 146H67V147H70ZM85 146H83V148H85ZM152 146L154 148H156L157 150L153 151L154 148ZM158 146H160V147H158ZM110 147H108L107 149H109ZM115 147H113V148H115ZM76 148H78V147L76 146ZM94 148H92V149L94 150ZM113 148H110V149L113 150ZM123 148H124V150H123ZM97 149L98 148H95L96 151H97ZM110 149H109V152H110ZM131 149L133 151H135V149L136 150L140 149V150H138V152L135 151L136 152V154H135V152H133ZM150 149L152 152L150 151ZM112 150H111V152H112ZM141 150H143V151H141ZM165 150H166V152H165ZM85 151H86V153H85ZM96 151H94V152H96ZM122 151L125 152V155H122V158H121V154H124ZM67 152H69V154L72 152L71 156ZM106 152L107 153H105V150H104V152H102L103 155H104V153L106 155L109 154L108 151H106ZM127 152H128V154H127ZM112 153H115V152H112ZM152 153H154V155H155V156L153 155L154 158L152 157ZM156 153L158 155H156ZM99 154H101L100 151H99ZM159 154H160V156H159ZM106 155L104 157H107V156H108V158L111 157L110 159H112V157L114 156V155H111V156H109V155L106 156ZM141 157H143V154ZM126 158H128V156H126ZM70 159H72V157ZM114 159H112V160L114 161ZM135 161H136V158H135L134 162ZM137 162H136V165H137ZM150 162L154 163V164H152L153 166L152 165L150 166V164H151ZM125 163H128V164H125ZM144 163L146 166L144 165ZM122 165H124V166H122ZM117 166H118V168H117ZM120 166H122V167H120ZM124 169H128V170H124ZM130 169H133V170H130ZM147 169H149V170H147ZM116 170L114 171L115 172L114 174H113V172L112 173L109 172V174L111 173L112 176L115 174H118L117 173L118 171H116ZM129 170L131 172H128V174H126V172ZM120 172H119V174L123 175ZM134 172H133V175H134ZM163 172L166 175H168V174L170 175L171 173H172V175L166 176ZM109 174H107V175H109ZM111 174H110V176H111ZM133 175L131 176V179L133 177V179L135 180L136 176L135 175L133 176ZM154 176H156V177H154ZM178 176H179V178H178ZM121 177L123 178V176H121ZM129 177H130V175H129ZM129 177H128V179L130 180ZM148 177H147V179H149ZM162 177L165 178V180ZM171 177H172V179H171ZM118 178H119V175H118ZM143 178L144 177L139 178V179L136 178L137 179L136 182H138V180H139V182H141V180L143 181ZM167 178H168V182H166ZM209 178H210V180H209ZM145 179H146V177H145ZM169 179H170V181H169ZM184 179L186 181H184ZM161 180H164L162 182H165L166 184L161 183L160 182ZM131 181H133V180H131ZM188 182H189V184H188ZM196 182H198V183L194 184ZM152 183H153V181H152ZM181 183L182 184L184 183L186 185L183 184L184 185L183 186ZM209 184L210 185L212 184V185L210 186ZM213 184H214L216 189H213V187H214ZM156 185H158V183ZM197 185H198V187H197ZM239 185H241V186H239ZM177 187H180V188L178 189ZM199 187L200 188L202 187V188L200 189ZM221 187H223V188H221ZM239 187H241V189ZM164 188H165V186H164ZM245 188L247 190H245ZM165 189H166V191H168L169 188L168 189L165 188ZM172 189H174L176 191V189L172 188V186H171V189H169V190H172ZM174 190L171 191L172 193L174 192V195H170V192L169 193L167 192L169 194L168 197L170 199L172 197H175V191ZM200 190H202L201 194H200V192H197ZM205 190H206V192H205ZM219 191H221V192H219ZM219 193H220V195H219ZM211 194H212V196H211ZM187 195H188V197H187ZM204 195H206L207 197ZM216 196H217V198H215ZM192 198H193V200H192ZM195 199L197 200V202ZM211 199H213V200H211ZM193 201L195 202V204H199V203L200 204L197 205V207H196ZM208 202H211V203H208ZM206 203L208 205L210 204L208 208H207L208 205H206ZM203 204H205V206ZM193 207H194V209H193ZM205 207L207 208L206 211H205V209H206ZM196 209H198V210H196ZM234 220H236V221H234ZM210 221H212V223H210ZM249 221H251L250 222L251 224H249V226H248ZM254 221H257V222L253 223ZM184 222H185L184 225H186V219H184ZM234 223H235V225H233ZM231 224L233 226H231ZM243 226L245 227L244 229H242ZM224 227H227V228L221 230V228H224ZM192 228H193V230H192ZM201 228H202V230H201ZM204 228H205V231H204ZM218 228H219V231H218ZM189 229H191L192 233L189 232L190 231ZM199 229H200L201 233H200ZM240 229H242V230L240 231ZM228 230H229V232H228ZM251 230H253V231L251 232ZM261 230H262V232H261ZM187 231L189 232V234ZM202 231H203V234H202ZM233 231H235V232L237 231V232L236 233L234 232L235 233L234 234ZM249 232H251V234H249ZM190 233L193 236L190 235ZM218 234H220L221 238ZM172 235H174V234H172ZM196 235H199V236H196ZM258 235L260 238L258 237ZM227 236L229 237L230 241H229ZM188 237H190V239ZM198 238H199V240H198ZM203 238H204V240H203ZM254 238H255V240H254ZM183 239L186 241L185 243H184ZM220 239H221V242H219ZM237 239H238V241H237ZM171 240H172V242H171ZM214 240H217V241L214 243ZM246 240H248V241H246ZM228 241H229L230 245L228 244ZM195 242H198V244H196ZM235 242H237V243H235ZM250 242H251V244H250ZM186 243H187V245H186ZM190 243H191V245H190ZM243 243L245 245H243ZM255 243H257V244H255ZM215 244L220 245L221 247L215 246ZM253 244H255V245H253ZM223 245H224V247H223ZM227 245H228V247H227ZM249 245L252 249L249 247ZM260 245H263V246L260 247ZM185 246H186V248H185ZM198 246H200V248ZM243 246L245 247V249H243L244 248ZM216 247H218V248H216ZM259 247H260L261 253H258ZM184 248H185V251H184ZM213 249L214 250L220 249V250H218L216 252L214 251V253H213ZM249 249H250V252H249ZM257 249H258V251H257ZM165 250H167L166 253H165ZM235 250H237V251H235ZM244 250H247V251L245 252ZM240 251H241V253H240ZM193 252L194 253L196 252L195 253L196 255ZM222 252H224V253H222ZM234 253H235V255H234ZM187 254H189V255H187ZM201 254H202V256H200ZM220 254H223V255H220ZM253 255H254V257H253ZM175 256H176L177 260H176ZM164 257L166 260H164ZM193 257H195V258H193ZM211 257H212V259H210ZM239 257L241 260H239ZM215 258H217V259H215ZM178 259H180V260H178ZM182 259H183V261H182ZM185 259H186V261L184 262ZM207 259H208V261H207ZM222 259H223V263H221ZM188 260H189V263H188ZM218 260H220V261H218ZM157 261H158V263H157ZM160 261L162 263H160ZM164 261H165V263H164ZM169 261H170V263H169ZM142 263L143 262H141L140 264H142ZM206 263H204V264H206ZM137 264H139V263H137Z\"/></svg>",
  "mask_w": 264,
  "mask_h": 264
}]
</instances>
